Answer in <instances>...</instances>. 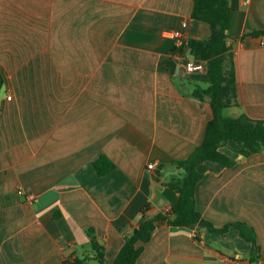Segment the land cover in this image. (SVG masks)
Listing matches in <instances>:
<instances>
[{"label":"crops","instance_id":"crops-1","mask_svg":"<svg viewBox=\"0 0 264 264\" xmlns=\"http://www.w3.org/2000/svg\"><path fill=\"white\" fill-rule=\"evenodd\" d=\"M192 7L0 0V264L87 261L88 228L110 263L142 219L169 211L177 196L169 182L185 174L175 160L200 144L212 118L209 101L190 95L207 86L210 33ZM229 7L238 104L225 113L264 120V35L251 34L264 29V0ZM189 60L203 70L186 72ZM238 148H220L231 166L197 165L195 208L215 227H253L255 260L233 226L218 233L159 221L134 264H264V149L243 156ZM101 154L114 164L105 174L93 165Z\"/></svg>","mask_w":264,"mask_h":264},{"label":"trees","instance_id":"trees-1","mask_svg":"<svg viewBox=\"0 0 264 264\" xmlns=\"http://www.w3.org/2000/svg\"><path fill=\"white\" fill-rule=\"evenodd\" d=\"M191 16L207 22L210 33L206 40L209 44V59L206 64L207 86L194 87L190 95L209 101L212 118L205 124L200 144L186 158L175 160V164L182 167L185 174L169 182L177 195L169 211L142 219L137 226L125 234L123 244L112 262L107 263L104 260V246L97 241L93 230L88 228L92 258L97 259L100 264H134L143 249V244L150 239L159 221H165L172 226L196 225L202 219L195 208L194 190L201 177L196 167L207 161H214L224 166L233 165L235 159L220 150L228 141L240 145L237 152L243 156L264 149V120L252 119L245 114L230 116L225 113L229 106L238 104L233 57L227 43L230 21L229 0H193ZM251 34L264 35V29L253 31ZM2 82L0 75V85ZM93 165L99 174H105L114 168L112 161L104 154L99 155L93 161ZM148 209V204H145L139 211L141 216ZM56 215L58 212L54 214ZM204 221L206 228L212 232L223 233L230 226L236 228L239 236L251 244L250 256L252 261L255 260L258 245L253 227L239 221L215 227L209 221ZM61 264H86V259L67 256Z\"/></svg>","mask_w":264,"mask_h":264},{"label":"built area","instance_id":"built-area-1","mask_svg":"<svg viewBox=\"0 0 264 264\" xmlns=\"http://www.w3.org/2000/svg\"><path fill=\"white\" fill-rule=\"evenodd\" d=\"M186 23L183 21L182 22V26H185ZM171 36L172 38L175 39L174 44L177 48L182 47V32L180 30H173L171 32ZM204 65L200 62H195L192 60H189L185 63L184 65V69L186 72H192V71H199V70H203ZM7 99H10V96H7ZM147 168H153V164L149 163L147 164ZM19 193H22L21 191ZM33 196L30 195V199H32Z\"/></svg>","mask_w":264,"mask_h":264},{"label":"rangeland","instance_id":"rangeland-1","mask_svg":"<svg viewBox=\"0 0 264 264\" xmlns=\"http://www.w3.org/2000/svg\"><path fill=\"white\" fill-rule=\"evenodd\" d=\"M87 264H100L99 261L97 259H94V258H89L87 261H86Z\"/></svg>","mask_w":264,"mask_h":264},{"label":"water","instance_id":"water-1","mask_svg":"<svg viewBox=\"0 0 264 264\" xmlns=\"http://www.w3.org/2000/svg\"><path fill=\"white\" fill-rule=\"evenodd\" d=\"M197 225H198V227H204V226H206V223L203 219H201L197 222Z\"/></svg>","mask_w":264,"mask_h":264}]
</instances>
